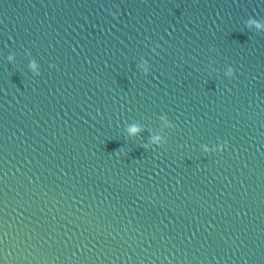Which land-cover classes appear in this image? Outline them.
I'll return each instance as SVG.
<instances>
[{
	"label": "water",
	"instance_id": "water-1",
	"mask_svg": "<svg viewBox=\"0 0 264 264\" xmlns=\"http://www.w3.org/2000/svg\"><path fill=\"white\" fill-rule=\"evenodd\" d=\"M0 264H264V0H0Z\"/></svg>",
	"mask_w": 264,
	"mask_h": 264
},
{
	"label": "clouds",
	"instance_id": "clouds-1",
	"mask_svg": "<svg viewBox=\"0 0 264 264\" xmlns=\"http://www.w3.org/2000/svg\"><path fill=\"white\" fill-rule=\"evenodd\" d=\"M129 131H130V133L135 134L138 131H140V129L137 126L133 125V126L130 127Z\"/></svg>",
	"mask_w": 264,
	"mask_h": 264
}]
</instances>
